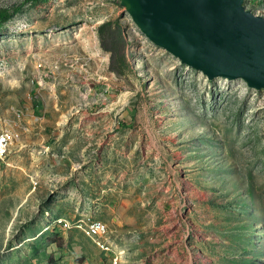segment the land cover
<instances>
[{
  "label": "rangeland",
  "instance_id": "obj_1",
  "mask_svg": "<svg viewBox=\"0 0 264 264\" xmlns=\"http://www.w3.org/2000/svg\"><path fill=\"white\" fill-rule=\"evenodd\" d=\"M0 8V264H264V89L180 63L119 0Z\"/></svg>",
  "mask_w": 264,
  "mask_h": 264
},
{
  "label": "water",
  "instance_id": "obj_2",
  "mask_svg": "<svg viewBox=\"0 0 264 264\" xmlns=\"http://www.w3.org/2000/svg\"><path fill=\"white\" fill-rule=\"evenodd\" d=\"M154 45L207 79L264 89V16L243 0H119Z\"/></svg>",
  "mask_w": 264,
  "mask_h": 264
},
{
  "label": "trees",
  "instance_id": "obj_3",
  "mask_svg": "<svg viewBox=\"0 0 264 264\" xmlns=\"http://www.w3.org/2000/svg\"><path fill=\"white\" fill-rule=\"evenodd\" d=\"M8 15L6 9L0 8V23ZM97 37L99 46L103 50L108 51V69L120 74L126 64L124 38L119 26L111 22H103L97 28Z\"/></svg>",
  "mask_w": 264,
  "mask_h": 264
},
{
  "label": "bare ground",
  "instance_id": "obj_4",
  "mask_svg": "<svg viewBox=\"0 0 264 264\" xmlns=\"http://www.w3.org/2000/svg\"><path fill=\"white\" fill-rule=\"evenodd\" d=\"M1 147H0V161H4V158L7 154L8 150V141L4 136H0ZM87 230L91 236H103L106 233L105 226L97 221H91L88 224H86ZM93 225H98L97 227H94ZM94 237V236H93Z\"/></svg>",
  "mask_w": 264,
  "mask_h": 264
},
{
  "label": "built area",
  "instance_id": "obj_5",
  "mask_svg": "<svg viewBox=\"0 0 264 264\" xmlns=\"http://www.w3.org/2000/svg\"><path fill=\"white\" fill-rule=\"evenodd\" d=\"M1 143H2V141H0V147H1ZM94 227H97L98 225H93Z\"/></svg>",
  "mask_w": 264,
  "mask_h": 264
}]
</instances>
